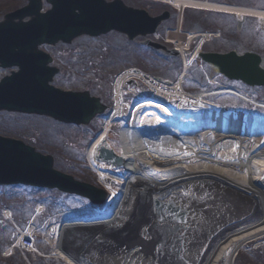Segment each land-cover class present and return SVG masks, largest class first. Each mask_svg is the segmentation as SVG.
I'll use <instances>...</instances> for the list:
<instances>
[{
  "label": "bare ground",
  "instance_id": "6f19581e",
  "mask_svg": "<svg viewBox=\"0 0 264 264\" xmlns=\"http://www.w3.org/2000/svg\"><path fill=\"white\" fill-rule=\"evenodd\" d=\"M163 2L176 10L178 24L185 7L254 17L264 23V9L209 0ZM195 36L179 26L167 31V41L179 51L184 71L172 83L153 80L134 68L114 80L110 113L85 153L108 193L105 205L94 211L96 217L64 221L46 232L49 257L63 264H236L242 248L264 236V115L230 109L206 100L209 93L189 94L183 89L184 75L194 59L193 53L188 54L189 41ZM131 79L151 92L147 98L135 93L138 102L133 106L124 100V84ZM123 110L127 123L119 130V147L114 148L110 126ZM101 146L122 158L124 171H113L96 160ZM237 200L250 206L248 213L234 216L231 223L201 216L199 220L208 223L203 236L184 234L179 225L197 220L199 214L192 212L204 205L236 206ZM186 209L191 212L189 223L183 218ZM4 214L10 221L11 211ZM89 224L97 228L95 236L70 255L63 248L65 232ZM32 226L26 227L16 245L33 250L27 248Z\"/></svg>",
  "mask_w": 264,
  "mask_h": 264
},
{
  "label": "rangeland",
  "instance_id": "374dc122",
  "mask_svg": "<svg viewBox=\"0 0 264 264\" xmlns=\"http://www.w3.org/2000/svg\"><path fill=\"white\" fill-rule=\"evenodd\" d=\"M230 4L249 6L264 9V0H210ZM124 2L136 8L148 11L155 15L166 8L172 14L174 9L163 4H146L142 0H124ZM157 3V2H154ZM159 3V2H158ZM25 4V0H0V18L14 6ZM49 6L43 4V10ZM237 19V18H236ZM259 21L246 19L239 26L237 21L229 15L218 13L198 12L191 9L185 11L184 29H200L202 31L218 34V38L211 39L207 49L218 51L236 50L242 53L244 50H254L263 57L264 66V27L259 28ZM175 18H170L164 26H174ZM138 40V39H137ZM52 57V64L59 69L53 85L61 90L83 91L88 90L91 95H99L101 101L112 107V84L116 77L136 67L152 77H158L165 81L173 82L180 72L181 61L179 57L165 56L148 47L140 45L137 41L128 42L122 35L108 33L96 38L86 36L75 39L70 45L58 43L55 47H42ZM205 70V69H204ZM7 71L0 70V78ZM185 90L195 92H207L217 89L208 82L206 75L197 63L187 70ZM256 98L264 99V88L249 89ZM124 100L132 106L138 102L135 93L143 98L151 95V92L143 83H128L125 85ZM216 103L238 108L240 111L250 113L251 107L241 104L238 98L230 95H220L209 98ZM111 108L103 116L94 119L87 127L67 125L40 116H25L16 113H0V135L23 141L36 148L43 154H49L54 158V167L63 171L75 179L90 182L97 186V176L86 162L85 153L88 145L94 139L98 131L107 119ZM127 111L121 119L111 123L110 142L114 148L119 147L118 134L120 128L126 123ZM255 116H263V110H257ZM116 171V167H112ZM124 171V167L119 168ZM120 190L119 185H112ZM229 201V200H228ZM236 206L226 202L225 206L218 204L216 207L204 205L201 209L192 213L199 214L197 220L191 224H179L184 234L203 236L207 224L199 220L201 216L206 219L225 218L227 223L233 221V217L244 215L250 210L244 202H235ZM243 204V205H240ZM88 203L80 198L63 195L55 191H44L28 187H4L0 188V264H63L49 257L50 246L46 243V232L57 226L63 219H68L71 214H64L73 208L88 209ZM42 208L43 215L34 220L37 229L35 245L38 251L45 253L47 257L38 255L24 256L20 251L14 250L12 255L6 256V248L16 240L17 231L24 229L33 215L34 208ZM102 207H97L101 209ZM208 208L206 211L203 209ZM9 209L12 220H6L2 212ZM84 209V211H85ZM90 210V209H88ZM62 213V216L59 214ZM234 213V214H233ZM84 216H91V212H82ZM86 214V215H85ZM189 209L184 210L183 218L189 223ZM182 219V218H181ZM205 219V220H206ZM184 220V219H183ZM178 224V223H177ZM252 243L246 244L238 254V264H264V255L260 252L250 251ZM181 248V247H180Z\"/></svg>",
  "mask_w": 264,
  "mask_h": 264
},
{
  "label": "water",
  "instance_id": "95a60500",
  "mask_svg": "<svg viewBox=\"0 0 264 264\" xmlns=\"http://www.w3.org/2000/svg\"><path fill=\"white\" fill-rule=\"evenodd\" d=\"M45 2L51 6L45 12L41 0H27L26 5L0 19V68L18 69L0 80V112L41 115L64 124L87 126L107 106L100 102L99 96L91 97L88 90L63 91L51 85L58 69L50 66L51 57L39 47L58 42L71 44L78 37H97L110 31L134 40L152 34L170 14L165 11L151 17L145 10L126 6L121 0ZM142 44L167 55H177V51L150 40ZM197 57L229 80L241 81L249 87H264L262 57L254 52H199ZM95 158L110 166H124L121 157L102 146ZM53 163L51 155H42L21 141L0 136V185L57 189L86 198L94 205L105 201L104 190L55 170ZM96 232L94 225L67 229L64 250L74 255Z\"/></svg>",
  "mask_w": 264,
  "mask_h": 264
}]
</instances>
